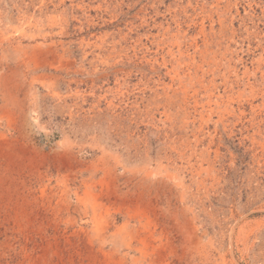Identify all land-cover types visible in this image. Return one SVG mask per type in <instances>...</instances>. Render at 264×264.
Listing matches in <instances>:
<instances>
[{"label":"rangeland","instance_id":"374dc122","mask_svg":"<svg viewBox=\"0 0 264 264\" xmlns=\"http://www.w3.org/2000/svg\"><path fill=\"white\" fill-rule=\"evenodd\" d=\"M0 264H264V0H0Z\"/></svg>","mask_w":264,"mask_h":264}]
</instances>
